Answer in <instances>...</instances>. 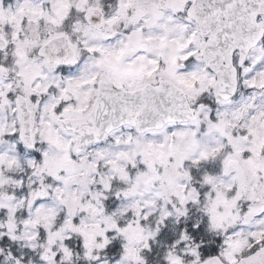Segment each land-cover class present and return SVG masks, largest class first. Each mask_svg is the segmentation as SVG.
<instances>
[{
    "label": "snow or ice",
    "instance_id": "obj_1",
    "mask_svg": "<svg viewBox=\"0 0 264 264\" xmlns=\"http://www.w3.org/2000/svg\"><path fill=\"white\" fill-rule=\"evenodd\" d=\"M0 264H264V0H0Z\"/></svg>",
    "mask_w": 264,
    "mask_h": 264
}]
</instances>
